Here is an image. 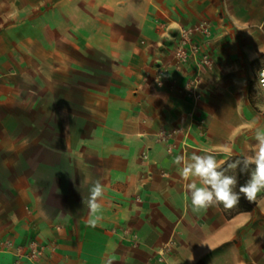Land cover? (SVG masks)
Wrapping results in <instances>:
<instances>
[{
    "label": "crops",
    "instance_id": "0c3cea01",
    "mask_svg": "<svg viewBox=\"0 0 264 264\" xmlns=\"http://www.w3.org/2000/svg\"><path fill=\"white\" fill-rule=\"evenodd\" d=\"M202 23L212 63L195 102L193 66L141 68ZM263 61L264 0H0V264H264V199L232 219L193 213L173 164L251 152ZM32 241L54 251L31 261Z\"/></svg>",
    "mask_w": 264,
    "mask_h": 264
},
{
    "label": "clouds",
    "instance_id": "9594fccd",
    "mask_svg": "<svg viewBox=\"0 0 264 264\" xmlns=\"http://www.w3.org/2000/svg\"><path fill=\"white\" fill-rule=\"evenodd\" d=\"M261 76L264 77V71ZM260 83L264 86V79ZM253 132L255 143L251 152L230 160L226 166L218 161L217 153L206 149L200 150L202 154L193 151L173 158L179 176L185 181L186 199L190 197L193 213L221 205L232 209L239 204L241 196L249 203L264 199V126H255ZM227 154L231 156L230 151ZM237 170L248 177L243 184H239L237 175L228 174ZM104 192V185L97 179L89 187L87 198L83 197V204L89 210V223L93 225L102 218L100 201Z\"/></svg>",
    "mask_w": 264,
    "mask_h": 264
},
{
    "label": "built area",
    "instance_id": "2783aa9c",
    "mask_svg": "<svg viewBox=\"0 0 264 264\" xmlns=\"http://www.w3.org/2000/svg\"><path fill=\"white\" fill-rule=\"evenodd\" d=\"M209 27L206 23H202L194 28H178L177 47L174 52L176 58L175 66L177 68L185 66H193L195 74L185 84V93L189 99L197 102L201 98L200 86L201 74L204 68L209 67L212 63L211 57L207 52H203L201 45L197 40L202 38H209ZM169 69H164L157 73L161 76L162 72H167ZM264 71V69L262 70ZM261 71V72H262ZM259 75V85L264 96V86L261 85V79L264 77ZM143 160H148V155L143 156ZM6 248H11V244L8 242L5 245ZM29 253L25 257L31 261L43 257L48 251H54L47 245H41L36 241L30 242Z\"/></svg>",
    "mask_w": 264,
    "mask_h": 264
},
{
    "label": "trees",
    "instance_id": "16d2710c",
    "mask_svg": "<svg viewBox=\"0 0 264 264\" xmlns=\"http://www.w3.org/2000/svg\"><path fill=\"white\" fill-rule=\"evenodd\" d=\"M234 159H237V158H233L230 160H234ZM230 160L228 162H230ZM224 166H226V164ZM228 174L237 175L238 179H239V184H243L248 178L246 174H240L239 170H237L235 173L229 172ZM239 184L237 185V190L239 188ZM256 206H257V203H249L246 199L243 198V196H241L239 204L237 206L233 207L232 209H225L222 205L220 206V208L224 212L227 219H232L240 213H251V212H253L255 210Z\"/></svg>",
    "mask_w": 264,
    "mask_h": 264
},
{
    "label": "rangeland",
    "instance_id": "374dc122",
    "mask_svg": "<svg viewBox=\"0 0 264 264\" xmlns=\"http://www.w3.org/2000/svg\"><path fill=\"white\" fill-rule=\"evenodd\" d=\"M138 61L140 62L142 67H144L145 64L148 62V59L146 57H139ZM175 64H176V58H175V56L173 54V60L171 62L164 63V64L159 63V64H156L154 66L147 67L145 70H143L141 68V71H142V73H144L145 77H149L152 72L153 73H158V72H160V71H162L164 69H171V68L175 67ZM259 67H260L261 71L264 69V61L258 63V68ZM257 83H258V87H259V93L261 94V96L264 99L263 93H262L260 85H259V71H258V75H257ZM186 97H187V95H186Z\"/></svg>",
    "mask_w": 264,
    "mask_h": 264
}]
</instances>
